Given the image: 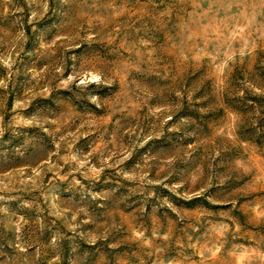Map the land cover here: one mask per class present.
<instances>
[{"label":"rangeland","instance_id":"1","mask_svg":"<svg viewBox=\"0 0 264 264\" xmlns=\"http://www.w3.org/2000/svg\"><path fill=\"white\" fill-rule=\"evenodd\" d=\"M0 264H264V0H0Z\"/></svg>","mask_w":264,"mask_h":264}]
</instances>
